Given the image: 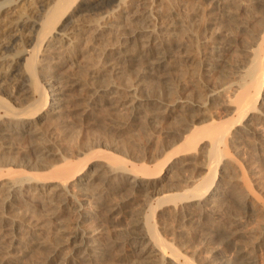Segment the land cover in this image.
Returning a JSON list of instances; mask_svg holds the SVG:
<instances>
[{
  "label": "bare ground",
  "instance_id": "obj_1",
  "mask_svg": "<svg viewBox=\"0 0 264 264\" xmlns=\"http://www.w3.org/2000/svg\"><path fill=\"white\" fill-rule=\"evenodd\" d=\"M210 1V9L206 0L0 2V264H30L26 258L40 248H47V252L40 256L41 261L31 264L56 261L110 264L108 259L104 261L105 248L98 243L100 225L88 221L95 205L105 208L106 217L114 222L125 212L132 216L125 228L124 243L129 247L127 251L136 254L139 263L227 264L215 261L219 248L215 245L234 243L242 233L238 230L242 221L222 213L229 203L252 215L258 209L251 202L249 190L239 191L236 167L227 161L228 153L220 144L227 140L230 144L240 143L249 132H257L251 121H264V101L259 102L261 96L264 99V27L261 28L264 23L239 22L242 29L256 39L257 46L248 50L251 55L248 68L240 75L242 78L233 83L234 96L228 103L233 117L214 122L208 121L205 112H201V126L176 132L180 144L150 169L129 168L122 161L110 162L101 154L84 156L85 159L77 162H56L52 158H63L59 152L61 144L56 141L43 144L40 140L45 134L43 121L48 120L52 126L58 123L61 127L67 126L62 124L61 116L68 106L69 96H74L75 100L81 98L82 94L76 93L80 84H87L91 89L80 104L82 115L97 113L95 115L99 116L102 111L98 109L109 103L111 108H119L123 113L121 118L117 117L120 120L109 124L120 132L144 125L148 119L155 122L179 119L185 109L202 110L203 103L190 105L187 99L164 100L152 95L159 89L156 83L163 79L157 72L168 71L170 58L175 55L173 49L184 48L189 33L194 29L202 33L209 24H216L213 14L235 18L237 10L244 7L239 0ZM248 1L250 8L251 5L264 8V0ZM191 10L201 11V22L197 25L186 20L185 14ZM86 12L99 14V17L92 18L87 27L75 28L76 18ZM232 19L230 23L233 21L237 26L239 20ZM211 38L212 50L216 52V61L211 64L218 65L227 76L228 62L224 53L231 49L232 40ZM68 39L71 43L66 45ZM211 59L206 64L207 71L211 70ZM74 62L81 76L75 77L70 72L69 67ZM131 71L137 77L135 84H129L126 78ZM21 79L29 82L26 90L21 87ZM148 79L156 85L150 84ZM7 81L15 82L12 88L5 85ZM218 96L212 90L208 93L209 102ZM196 150L200 152V161L197 156L189 158ZM177 157L181 158L176 160ZM23 164L30 170L20 168ZM187 165L204 171L197 177L183 178ZM183 179L191 188L171 193L176 181ZM124 188L129 191L127 197L116 198ZM138 197L145 202L159 197L162 203L179 199L180 208L174 207L171 212L181 217L180 228L196 247L184 245V253L171 247L149 216L142 211H125V205L133 204ZM85 204H89L90 209L82 211ZM71 214L78 218L73 225L68 221ZM259 237L264 238V226ZM211 244H215L211 255H206ZM63 245L73 247L65 252ZM254 248L253 243L241 246L229 264H255Z\"/></svg>",
  "mask_w": 264,
  "mask_h": 264
},
{
  "label": "rangeland",
  "instance_id": "obj_2",
  "mask_svg": "<svg viewBox=\"0 0 264 264\" xmlns=\"http://www.w3.org/2000/svg\"><path fill=\"white\" fill-rule=\"evenodd\" d=\"M1 1L2 0H0V2ZM19 1L20 0H17V2ZM238 2H243L244 7L240 10L237 8L238 17H232L233 19L230 18L232 20H236L240 17L238 19L239 21L237 26L232 20V23H230V19L224 18L220 14H213L216 18V24H209L210 26H208L207 29L205 27L202 33L196 29H194L196 32L193 31L192 33H189L186 36L184 48L176 49L172 47L174 48L173 54L175 55L170 58L171 65L168 71L165 73H163V71L157 72L163 77V79L160 83H156L159 89H156V91L153 92V94H155L152 96L164 100L187 99L190 105L203 103L204 108L202 110H197L196 108L185 109L182 117L179 119H161L156 122L148 119L147 123L144 125L139 124L140 126L136 125L131 129H125L120 132L111 128L110 125L114 123V120L117 119L118 116L121 118L122 116L120 115L123 113L119 108H111L109 103H105L102 105L101 109H98L100 112L102 111L101 113L105 116L102 114L96 116L95 114L97 113H93L88 116L82 115L79 107H81L84 103L83 98L91 93V89H89L88 85L85 84L87 82L81 80L85 85L80 84L76 88V93L82 94L81 98L75 100L72 98L74 96H69L70 99L67 103L68 106L65 109L63 116H61L62 124L65 123L67 126L61 127V123L52 126V123L48 120V122L43 121L41 123V125L44 126L43 128H45V134L42 139H40L42 143L49 144L51 141H56L60 143L62 147L61 148L59 146V152L63 158L57 157L52 159L56 162H63L66 160L77 162L85 159L83 158L84 156L88 157L93 154H101L104 155V157H107L110 162L120 160L129 168L132 166H145L150 169L156 163L165 160L171 153H173L175 146L180 144L181 140L176 132H180L182 130L189 131L190 129H193L194 126H201V112H205L204 116L209 118L208 121L213 120L214 122H218L231 119L233 117V109L228 105V103L231 102L234 96L233 83L235 80H240L242 78L241 76L248 68V63L250 61L249 58L251 57L248 50L257 46L256 39L250 35L249 32L242 29L243 27L240 26L239 22L242 20H248L253 23H260L261 25L264 23L260 22L264 20V8L261 9L251 5V8H254L253 10L250 8L251 3L249 4L248 0H239ZM245 3H247L246 5L248 7ZM19 5H21V3ZM211 5L212 1L206 0V6L208 9H210ZM5 6L6 4L3 7ZM246 8H250V10H247ZM96 15L99 17V14L84 13L80 16V18H76L74 27H87L90 25L89 23H92V18L97 17ZM185 15L186 20L193 25H197L201 22V11L199 13H195L191 10ZM192 17L194 18L191 19ZM255 18L256 20L259 19V22L256 21ZM157 20L160 22L162 19ZM263 27L264 25L261 28ZM212 36L218 37L221 41H224L226 37L232 40L231 49L224 53V58L228 62L225 71L227 76L219 70V67H217L218 65L211 64L216 61V52L214 51V48L212 50V47L214 46L211 38ZM70 43L71 40H66V45ZM215 44L217 45L218 43L216 42ZM210 59L212 61L209 65L211 70L207 71L206 64L210 61ZM77 66L78 65H75L74 62L73 65L69 67L70 72L74 74L75 77L81 76L80 72L78 75L79 68ZM126 78L128 79L129 84H135L137 82V77H135V74L132 71L126 74ZM21 80H23L21 87L23 90H26L29 82L28 80L26 81V79ZM148 81L150 84L156 85L152 82L153 80L148 79ZM14 83L15 82L7 81L5 85L12 88ZM15 86H17V84H15ZM121 86L124 87V85ZM212 90L217 92L219 96L209 102L208 93ZM263 101L264 99L261 96L259 102ZM251 126L253 128L256 127L257 132H249V134L246 135L240 143L233 142L230 144L227 140L226 142H222L220 144V148L224 151L226 150V154L228 153L226 156L227 161H230L236 167L237 177L240 178V183L238 185L239 191L241 190V192H244L245 190H249L251 202L258 209L252 215L245 212V209L233 206L235 205L233 203L232 205H229L231 204L229 203V209L227 210L226 208L228 207H226L225 211L222 213L225 216L227 215L233 218H240L242 222L239 224L238 230H241L242 233L236 237L234 243L229 245H223V243L220 244V242L216 243V245H209L210 248L208 247L205 253L206 255H211L210 251L213 246H218V256H216L215 261H224L227 264H229L232 258H234L235 251H237L241 246L250 243L255 245V264H264V245L262 244L264 238L261 239L259 237V234L264 226V147L263 150L261 148V146L264 145V121H251ZM172 149L173 151H171ZM198 153H200L198 150L192 152L189 154V158L192 159V156L193 158L194 156H197L200 161L201 159ZM179 158L181 157H177L175 159L178 160ZM23 166L25 165L23 164L20 168L28 171L30 170L26 166ZM40 171L46 172L48 170ZM202 171H204L202 168L195 167L194 165H187V170H185L182 175L183 178L193 176L197 177ZM176 183L179 185L175 184V187L172 186L173 190L171 189V193L182 192L184 188H191L190 184L185 182L184 179L176 181ZM161 186L162 185L158 188H161ZM162 187L164 188V186ZM128 193L129 191L124 188L118 192L116 198L122 197V199H125ZM175 199L162 203L163 201H159V197H155V199L150 198L148 199L150 200L148 202H145L144 198L142 199V197H138L137 199H134L133 204L125 205V211H142L143 215L147 217L149 216L151 222L156 225L162 239L168 242L171 247H174L184 253L186 252V250L183 249L184 245L193 249L196 247V243L187 240L180 228L182 220L179 219L181 217H176L173 214L174 212H171L175 210L176 207V209L180 208L179 199H177L178 201ZM101 208V206L95 205L91 209L92 217L88 221L96 225H100L101 238L98 240V243L105 248L106 253L104 257L105 259L103 258L104 261L109 260L108 262H110V264H146L145 262L139 263L136 259V254L127 251L129 247L127 248L124 243L126 235L125 228L132 216H127L129 213L125 212L124 215H121V219L119 218L114 222L107 218L108 212L104 211L105 208L104 210ZM89 209V204H85L82 206L81 210L87 211ZM77 219L78 218L75 214H71L68 221L73 225L74 221H77ZM62 247L63 251L66 252L71 251L73 245H63ZM46 249L47 248H40L38 250L32 249L33 251L26 259L30 264L41 261L42 259L40 256L47 252ZM187 254L189 253L187 252ZM51 264L64 263L56 261ZM208 264L213 263L210 262Z\"/></svg>",
  "mask_w": 264,
  "mask_h": 264
}]
</instances>
